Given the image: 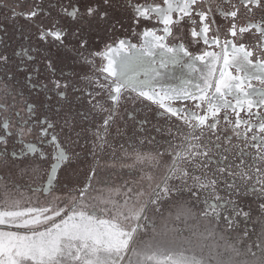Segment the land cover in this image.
Here are the masks:
<instances>
[{
    "label": "snow or ice",
    "instance_id": "snow-or-ice-1",
    "mask_svg": "<svg viewBox=\"0 0 264 264\" xmlns=\"http://www.w3.org/2000/svg\"><path fill=\"white\" fill-rule=\"evenodd\" d=\"M103 2L111 7L116 0ZM120 3L137 28L142 21L162 25L143 28L145 46L174 51L175 45L191 61L193 78L178 90H139L132 86L135 77L127 85L109 83L116 76L112 54L127 50L126 38L101 55L91 50V37L64 23L84 24L97 13L107 18L99 4L82 11L81 3L68 0L59 19L36 24L41 47L30 52L45 57L48 75L41 76L38 63L22 67L23 77L9 72V81L22 79L17 94L24 111L0 116V264H264V0ZM40 11L22 16L33 21ZM65 53L79 61L68 77L57 75V66L69 59ZM0 63H8L7 55ZM69 89L86 101L77 114L89 126L75 135L87 133L91 155L93 149L111 150L114 171L98 189L94 159L84 184L60 195L63 172L79 159L73 148L78 140L70 138L77 124ZM53 99L62 102L57 109L51 108ZM129 101L141 104V112L126 111ZM153 107L155 123L141 115ZM23 176L34 183L26 191L11 179ZM177 220H197L203 231L189 228L184 236L169 226ZM104 225L118 234V245L100 251L81 233L61 237L46 260L33 255L41 239L66 226ZM42 232L50 235H28Z\"/></svg>",
    "mask_w": 264,
    "mask_h": 264
},
{
    "label": "flooded vegetation",
    "instance_id": "flooded-vegetation-1",
    "mask_svg": "<svg viewBox=\"0 0 264 264\" xmlns=\"http://www.w3.org/2000/svg\"><path fill=\"white\" fill-rule=\"evenodd\" d=\"M72 2L81 3L82 11L87 6L99 4V11L109 12L108 17L105 19H101L97 13L96 16L87 19V23L84 24H77L69 19L64 20L70 30L79 27L85 39L91 37V50L93 53L99 51L103 55L108 47L116 46L115 42L118 39L126 38L127 40V50L121 49L119 52L112 54L116 76L110 77L109 83L115 80L117 83L127 85L129 80L135 77L132 86L139 90H178L193 78V72L190 68L191 61L178 47L172 45L175 50L169 51L167 47L145 46L147 42L140 34L143 28L156 27L162 29V25L142 21L140 27L137 28L131 23V17L127 14L120 0H116L111 7L105 5L103 0H72ZM67 4L68 0H0V56L7 55L8 57V63H0V116L16 111H24V98L17 94L24 87L22 79L9 81L7 79L9 72L16 73L18 77H23L24 73L20 71L22 67L27 66L31 69L34 64L38 63L41 68V76L48 75L44 67L45 57L39 51L30 52L32 47H41L36 39L38 29L35 25L38 23L48 25L52 21L59 19V9ZM52 5H55V7H52ZM34 9L42 10L38 14V19L33 21L25 20L22 15ZM13 12L16 13L15 17H13ZM45 12L49 13V15L45 16ZM6 25H11L12 28L8 29ZM158 34L162 35V30ZM188 39L189 37H184L186 44ZM169 43H171V40H169ZM199 47L202 48L203 46L200 45ZM52 50L53 52H64L63 48H57L56 46H52ZM29 54L35 55L36 60L29 62L27 60ZM65 54L69 59L57 66V75L63 73L65 77H68L79 61L75 53ZM97 63L100 64L101 61L98 60ZM103 64H106V61L101 63V67ZM76 70L79 71V68ZM149 73H153V75L149 76ZM66 79L73 80L74 78ZM135 81L140 83L136 84ZM81 95V93H74L69 89V97L72 99L71 114L75 117L72 123L77 124V128L70 133V138L74 141L78 140V143H75L73 148L79 156V159L71 166L82 167L85 164L84 166L87 167L91 163L93 164L95 159L98 163L99 174L97 178L109 181L113 178L114 171L111 169L114 163L111 150L106 149L105 152L101 153L93 149V157L89 147L91 139L87 133H81L79 137L75 135V132L79 131L80 127L87 128L89 126L88 122L82 121L80 115L77 114L80 111L82 112L86 106V101L81 98ZM50 103L53 109H57L62 104L56 99H53ZM48 106L49 104L46 102L45 108H48ZM124 107L128 112H141L143 106L139 103L134 106V102L129 101ZM155 111V107H153L151 112L145 108L141 115L147 114L149 119L155 123L157 119ZM60 115L63 118L64 113L62 112ZM66 134L69 133L66 131ZM85 141L88 143L86 144ZM120 142L122 141L117 143ZM20 143L21 141L17 140L13 146H18ZM116 155H119V152ZM87 159H90L91 163ZM75 172L76 174L79 173V175L83 174V172H77V168ZM89 175L90 173L87 172V177ZM52 179H56V171H53Z\"/></svg>",
    "mask_w": 264,
    "mask_h": 264
},
{
    "label": "rangeland",
    "instance_id": "rangeland-1",
    "mask_svg": "<svg viewBox=\"0 0 264 264\" xmlns=\"http://www.w3.org/2000/svg\"><path fill=\"white\" fill-rule=\"evenodd\" d=\"M8 29L12 28L11 25H6ZM118 153V152H117ZM89 162L91 163L90 159ZM92 164V163H91ZM85 165V164H84ZM79 166V167H73L71 166L70 169L65 170L62 174V183L59 186V193L60 195L65 194L64 192H67L70 188L83 185L84 182L87 179V172H89V166ZM76 168L77 172L80 171L83 172V174H76ZM88 168V169H87ZM75 169V170H74ZM78 177V178H77ZM130 178V177H125ZM14 179L15 183L22 185L23 188L21 191H26L28 188H31L34 186L33 181L28 176L23 177H14L11 178ZM96 187L103 188L105 186V181L102 178H97ZM110 181V180H109ZM117 182L118 178H117ZM170 227H173L172 225H169ZM179 230H181L182 234L184 236H188L189 228L185 227L184 225H179ZM249 229L253 227V225L250 223L248 225ZM81 233L84 234L85 237H91L93 240L96 241L98 245H100V251H103L107 247L116 246L119 244V236L117 233H115L108 225L103 226V230H100L99 228L93 227L88 228L87 230L79 228L78 226L72 229L66 228L64 230H61L59 233L52 234V239L46 240L41 239V243L38 247V249L33 253V255L40 260H46L50 256H53L56 252V250L60 247L61 244V237H69L71 239H75L81 235ZM29 236H37L40 238L48 237L50 233L48 232H42V233H30ZM209 244H211V240L208 241ZM5 248V242L0 239V251H3ZM26 251H30L29 249H26Z\"/></svg>",
    "mask_w": 264,
    "mask_h": 264
},
{
    "label": "clouds",
    "instance_id": "clouds-1",
    "mask_svg": "<svg viewBox=\"0 0 264 264\" xmlns=\"http://www.w3.org/2000/svg\"><path fill=\"white\" fill-rule=\"evenodd\" d=\"M173 227L179 229V225H184L185 227L188 228H195L197 231H203V227L199 225V221L197 220H187V221H183V220H177L174 224H171Z\"/></svg>",
    "mask_w": 264,
    "mask_h": 264
}]
</instances>
